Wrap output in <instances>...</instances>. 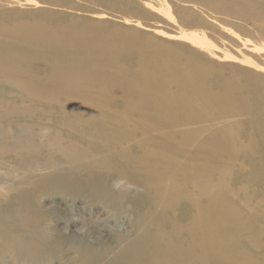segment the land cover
Wrapping results in <instances>:
<instances>
[{
  "label": "rangeland",
  "instance_id": "374dc122",
  "mask_svg": "<svg viewBox=\"0 0 264 264\" xmlns=\"http://www.w3.org/2000/svg\"><path fill=\"white\" fill-rule=\"evenodd\" d=\"M209 1L0 0V59L7 62L0 69V239H5L7 244L0 255V264H66L48 255L33 259L23 254L17 258L11 249L16 243L23 248L32 247L35 237L31 231L52 233L54 224L62 230L65 248L69 238L83 237L94 246L109 247L107 259L119 251L115 246L116 235L132 236L136 232L134 214L128 211L112 214L101 200H71L61 193L58 185L61 176L56 171L70 165L69 152L80 160L110 156L107 151L118 140L111 134L107 138L98 137L96 128L106 123L108 133L111 128L108 117L122 114L126 108L119 102H100L101 118L93 121L97 110L92 101L97 94L101 95L100 88H85L91 96L84 100L77 97L80 101L65 93L68 98L62 91L52 93L41 82L53 83L57 77L55 68L69 60L75 63L78 49L65 45L61 51L35 43L31 32L50 34L70 29L74 42L88 43L99 62H110L109 70L117 64L126 69L124 74L133 75L131 88L127 89L131 99L136 98L140 72L145 66L155 58L176 65L172 62L174 54L210 73L205 75L210 84L209 93H220L224 85L239 87L244 82L249 90L264 87V0H247L256 5L254 15L247 18L220 12ZM223 2L227 1H220ZM23 35L32 42L22 39ZM14 61L25 66L28 71L25 74L34 79L27 88L17 84L22 80L20 75L12 76ZM197 88L198 83L190 80L182 93L169 90L168 93L179 100L187 96L186 99L195 101L200 95L195 93ZM163 92L166 94V89ZM128 109L133 125L144 123L140 108ZM147 114V132L126 126L125 138L130 137L131 142L141 141L143 137L160 138L168 145L181 144V148L170 150L183 163L203 164L196 150H201L210 136L224 139L218 127L225 121L215 114L205 115L203 110L196 111L193 118L169 113L162 126L157 123L158 110H148ZM183 137L186 140L180 143ZM119 144L122 145L121 140ZM247 164V169L253 168L248 181L241 182L240 172L236 171L233 176L238 182L232 183L235 190L245 188L233 196L242 216L251 211L256 200L264 202V157L260 161L249 159ZM27 191L28 198L22 199L21 195ZM27 217L38 221L31 230L27 227ZM105 218L102 228L101 220ZM260 222L258 225L264 232V215ZM35 226L39 230L33 231ZM95 227L101 232L94 233ZM241 248L253 255L259 252L253 243L243 244ZM65 258L69 259V254Z\"/></svg>",
  "mask_w": 264,
  "mask_h": 264
},
{
  "label": "bare ground",
  "instance_id": "6f19581e",
  "mask_svg": "<svg viewBox=\"0 0 264 264\" xmlns=\"http://www.w3.org/2000/svg\"><path fill=\"white\" fill-rule=\"evenodd\" d=\"M209 2L220 12L242 14L246 18L256 11V5L247 0H231V4L229 0ZM31 33L35 43L51 45L61 51L65 45H74L78 49L75 63L69 60L55 68L57 77L53 83L41 82L49 86L52 93L62 91L60 93L80 101L78 98L84 100L86 96H91L84 91L85 88H100L101 95L97 94L92 101L97 110L93 121L100 120L101 108L98 104L105 101L110 104L119 102L126 108L122 114L107 116V123L111 125L108 133L106 123L96 128L98 137L107 138L111 134L118 140L107 151L110 156L104 154L80 160L69 152L70 165L56 171L61 176V183L58 184L61 193L71 200H101L112 214L122 211L134 214L136 232L132 236L127 233L116 235L115 246L119 247V251L112 259H107L109 247L94 246L83 237L73 236L66 241L65 248L60 235L62 230L56 224L52 233L43 232L35 226L33 231H39L33 234L31 231L35 237L32 247L23 248L19 243L12 246L17 258L23 254L33 259L48 255L66 264H264V232L258 225L264 215V202L256 200L251 205V211L242 216L233 196L244 191V185L240 184L243 190L232 188V183L237 181L234 172H240L238 177L241 182L248 181L253 168L247 169V161H260L264 157L263 86L249 90L244 82L239 87L224 85L220 93H209L210 84L205 75L210 73L174 54L172 62L176 65L171 66L155 58L145 66L140 72L136 98L131 99L127 89L131 88L129 83L133 75L124 74L126 69L117 64L109 70L110 65L107 64L110 62H99L94 51L89 50L88 43L74 42L70 29L50 34ZM22 39L32 42L24 35ZM0 64L2 69L7 62L0 59ZM12 64L15 69L12 76L22 77L17 81L21 88H27L34 82L25 74L28 72L25 66L17 65L15 61ZM41 73L39 70V74L43 75ZM190 80L198 83L195 93L200 95L197 100L186 99L187 96L179 100L169 95L168 90L182 93ZM151 88L159 93L155 94ZM133 107L140 108L144 123H131L133 119L128 108ZM151 109L160 112L157 123L161 126L169 113L193 118L196 111L203 110L205 115L220 116L225 121L218 127L224 133V139L208 137L203 148L196 150V155L204 163L190 165L183 163L177 153L173 154L170 150L181 148V144L168 145L160 138L143 137L141 141L133 142L130 137L125 138L128 135L124 131L126 126L147 132L149 124L145 117L149 116L147 112ZM245 116L248 120H244ZM119 128L122 131L119 132ZM183 140L186 138H181L179 142ZM73 162L75 166L71 164ZM79 175L82 177L79 178ZM165 180L169 182L165 183ZM28 193L24 192L22 199L26 200ZM106 218L101 220L102 228ZM37 222L27 217L28 229L31 230ZM93 229L94 233L101 232L100 228ZM249 243L257 246V254H250L241 248V245ZM6 247L5 239H0V255ZM67 254L69 259L65 258Z\"/></svg>",
  "mask_w": 264,
  "mask_h": 264
}]
</instances>
